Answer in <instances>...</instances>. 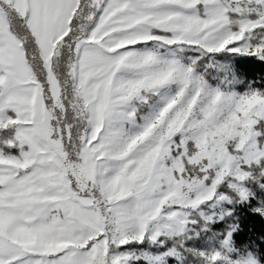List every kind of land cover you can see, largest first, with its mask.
<instances>
[{
	"label": "snow or ice",
	"instance_id": "snow-or-ice-1",
	"mask_svg": "<svg viewBox=\"0 0 264 264\" xmlns=\"http://www.w3.org/2000/svg\"><path fill=\"white\" fill-rule=\"evenodd\" d=\"M260 178L264 0H0V264H259Z\"/></svg>",
	"mask_w": 264,
	"mask_h": 264
},
{
	"label": "trees",
	"instance_id": "trees-1",
	"mask_svg": "<svg viewBox=\"0 0 264 264\" xmlns=\"http://www.w3.org/2000/svg\"><path fill=\"white\" fill-rule=\"evenodd\" d=\"M256 207L257 203L254 199L235 205L232 215L226 219V222L238 225L231 235L234 247L248 252L253 258L259 259V264H264V217L252 211ZM224 223L225 221L221 224Z\"/></svg>",
	"mask_w": 264,
	"mask_h": 264
},
{
	"label": "rangeland",
	"instance_id": "rangeland-1",
	"mask_svg": "<svg viewBox=\"0 0 264 264\" xmlns=\"http://www.w3.org/2000/svg\"><path fill=\"white\" fill-rule=\"evenodd\" d=\"M259 185H264V178H260L256 182H249L247 184V187H248L249 192H250V197H249L248 200L254 199L256 201V203H257V207L260 206L261 204H264V188L260 187ZM235 205H238V204H236V203H233L231 205L224 204V205H222V208L225 211L232 210ZM217 214L218 215L220 214L219 211L217 212ZM227 218L228 217H226V219ZM223 222L224 221H221V223H223ZM213 226H215V225H213ZM252 258H253V256H252ZM170 264H171V262H170Z\"/></svg>",
	"mask_w": 264,
	"mask_h": 264
}]
</instances>
